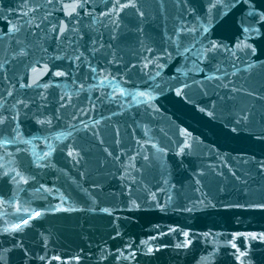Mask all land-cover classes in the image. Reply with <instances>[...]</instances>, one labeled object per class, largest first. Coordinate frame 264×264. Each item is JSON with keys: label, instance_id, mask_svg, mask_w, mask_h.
I'll use <instances>...</instances> for the list:
<instances>
[{"label": "water", "instance_id": "95a60500", "mask_svg": "<svg viewBox=\"0 0 264 264\" xmlns=\"http://www.w3.org/2000/svg\"><path fill=\"white\" fill-rule=\"evenodd\" d=\"M113 2L88 0L79 24H70L84 39L70 44L76 33L57 42L51 30L50 24L68 22L57 0L52 5L0 0V62L9 61L5 68L11 82H30V67L43 57L36 67L48 62L50 70L32 78L41 85L52 83L48 89H19L17 84L16 96L29 103L21 109L20 131L31 144L0 147V164L34 179L16 184L0 168V264H264V240L245 235L264 233V208L251 207L264 203V27L256 23L259 31H242L250 11L264 12V0H236L234 7L211 13L209 0H136L145 15L126 8L119 14V28L112 23L115 15H102ZM36 5L41 7L32 12ZM193 6L196 11L189 12ZM48 13L40 29L28 27L26 21L36 17L34 23H40ZM182 22L205 25L209 31L196 33V40L204 46L215 41L238 59L221 50L212 63H201L199 43L183 52L194 42L192 35L181 34L178 51L173 41ZM12 25H22L21 31L6 35ZM17 39L30 54L13 59ZM238 42L251 49L238 50ZM74 47L98 67L96 78L87 62L77 68L67 58L54 59ZM93 47L99 51L93 53ZM148 47L154 51L146 52ZM146 57L154 62L144 68ZM53 64L71 75L54 77ZM104 75L109 79L101 84ZM183 84L188 87L177 96L175 88ZM8 86L0 74V94ZM120 88L151 92V107L137 103L146 97L119 95ZM65 93L72 96L70 103ZM13 102L8 99L9 106ZM242 115L247 120L237 123ZM37 118H50L52 124L41 127ZM61 132L64 136L57 138ZM48 143L56 150L38 161L47 166L36 167L31 153L42 155ZM17 148L26 151L17 153ZM69 149L79 155L68 156ZM35 211L41 215L35 217ZM21 219L28 225L4 231ZM185 240L192 243L177 247ZM240 252L246 255L238 260Z\"/></svg>", "mask_w": 264, "mask_h": 264}, {"label": "snow or ice", "instance_id": "6c2138e0", "mask_svg": "<svg viewBox=\"0 0 264 264\" xmlns=\"http://www.w3.org/2000/svg\"><path fill=\"white\" fill-rule=\"evenodd\" d=\"M183 2L185 4L188 3V0H183ZM235 2L236 0H229V2H225V0H209V5H208V12L211 13L213 9H221V8H232L235 6ZM57 3L59 5V11L63 12L64 16L68 19V22H64V21H60L57 24H50L51 26V30L52 32L55 34V40L57 42H59L62 38H67V33L68 32H73L76 33V40L75 41H69V43H75L77 41H82L84 39V35L83 33L80 32V29L78 27H76V25H72L70 27L71 21L72 20H76V24H79L80 22V16H81V11L86 7V4L88 3V0H57ZM195 3V0H193V4ZM47 4L48 5H52L53 4V0H47ZM41 7V5H36L35 7L31 8L32 12L37 11V9H39ZM126 8H132L136 11V13L140 16L143 17L145 15V13L143 11L140 10L136 0H114V2L112 3L111 9L106 12V13H102V15H107L109 18H112L113 15H115L116 19L112 20V23L115 25L116 28H119V14ZM189 12L194 13L196 11L195 7H189L187 9ZM86 15H91V13H85ZM23 15H27V13H24ZM51 15V13H48L47 15H45L43 17V19L40 21V23H34V20L36 19V17H33L32 20L26 21V23L28 24V27L30 29H40V24L43 23L45 20H48V16ZM249 16L251 17L250 20H247V27H243L242 31L244 33H249V32H257L259 31V29L253 27L254 24L256 23H261V26L264 27V12H255V11H250L249 12ZM22 25H12L11 27H9L7 29L6 35L9 33L15 34V33H19L21 31ZM138 31H142V29H138ZM209 31L208 27H206L205 25H200L199 28L197 27H189L186 23L182 22L176 29H175V34L177 37L176 41H173L176 44V48L179 51V49L182 47L181 43H180V36L181 34L184 35H192L193 36V43H191L190 46L185 45L183 46V52L187 53L189 51H191V49L193 47H195L196 43H199L201 45V48L197 50V58L201 63H212L213 60H215V57L218 53L221 52V50H223L224 52H228L230 53L231 56L236 57V52L231 51L230 49H228L226 46H223L221 44H218L215 41L209 40L207 46H204L203 44V40H196L195 38V34L202 32L204 34H206ZM113 39H115L116 37L113 36ZM172 38L169 37V40H171ZM204 39H207L206 35L204 36ZM16 45H18L19 47L15 50H13L12 52V56L13 59L17 58V57H26L28 56L30 53L27 50V46L24 45V43L20 40H16L15 41ZM91 43L93 45H95L97 42L95 40H92ZM104 45L101 44L100 48H103ZM237 49L240 51H244L245 49H251V45L244 43L243 46H241V44L238 42L236 45ZM42 51L46 52L47 49L46 48H42ZM91 51L93 53L99 51V48L93 47L91 49ZM145 51L148 53H152L154 51L153 48L148 47L145 48ZM163 54L166 57H171V53L168 52L167 49H163ZM63 58H67L69 60H71L73 62V64H75V66L77 68L80 67L81 64L87 62V66L90 70V72L93 74V78H96V74L98 73V67H94L92 66L90 61H87V58L85 57V54L83 51H81L79 49V47H74L72 48V51L70 54H65L64 57L62 56H56L54 57L55 60H61ZM238 59V57H236ZM41 60H43V57H41ZM41 60H37L35 62V64H33L30 67V72L27 73L28 75V79L30 82L28 83H24L21 82L20 80H17V84L19 86V89H28V88H33V87H43L44 89H48L49 87L52 86V83H45L43 85H41L39 79H33L32 78V74L39 72H42L43 74H47L49 69V63L45 62L43 64V68L38 69L36 67V64H39L41 62ZM115 62V58L113 60L108 61L109 64ZM154 61L152 59L149 58H144V64L143 67L147 68L148 65L150 63H153ZM9 61L7 59H5L4 61L0 62V74H2V78L3 80L6 82V84H8L9 86L6 87L4 89V92L2 94H0V147H4L6 145L9 144H17V143H22V144H31V139H25L23 138V134L20 131V115H21V109H28L29 108V103L25 102V100L23 98H19L16 96V89H17V84H13L10 80V78L7 75V69L5 68V65L8 64ZM158 67L160 65H157ZM52 67L55 69L54 71H52V75L54 77H69L71 75V73L67 70H62L59 67H57L56 65H52ZM234 67V65H233ZM199 71H203V69H198ZM217 72L220 71V66L217 63L216 65V69ZM177 71H179V69H177ZM100 73L104 72V69H99ZM110 75V74H109ZM109 75H104L103 79L101 80V84H103V82L105 80L109 79ZM157 75H159V73L157 72ZM233 75H235V73H233ZM112 79L114 80L115 77H112ZM205 79L208 80H217L219 81L221 79L220 76H206ZM110 82V81H109ZM75 83V81H74ZM231 83V82H229ZM223 87H228L227 84L222 85ZM157 87H159V85H157ZM188 87L187 84H183L181 87H176L175 88V92L177 96H181L183 94V89ZM80 89L84 88V84H80L79 85ZM232 91H237V89L233 88ZM115 95V94H114ZM119 95L121 96H126V95H132L133 99H136L137 97H146V100H138L137 103H144V104H148L149 107H151V104H149L148 102L151 101L153 99L152 93L149 91H140V90H136L135 92H129L127 89L125 88H120L119 89ZM249 95H252V93H249ZM41 96L43 99H46V97H43V94L41 93ZM65 96H67V102L70 103L72 96L69 93H65ZM65 96H61L60 100L64 101L65 100ZM12 98L13 99V103L9 106L8 105V99ZM231 98V97H229ZM61 108L65 107L66 105L64 103H62ZM93 108L95 107L94 105L92 106ZM201 112H204L205 109L201 108L200 109ZM5 113H11L10 115H6ZM209 116H213L214 112L209 111L207 113ZM74 119L76 117H73ZM247 120V116L242 115L238 120L237 123H240L241 121H246ZM36 123L38 125H40L41 127L44 126H51L52 124V120L50 118H44V119H40L37 118L36 119ZM98 123V122H97ZM85 127H87V125H85ZM233 131H236L235 128H233ZM70 135V133L68 134ZM64 133L61 132L59 133V135L57 136V138L63 137ZM32 139H40V137L38 136H33ZM44 139L47 141L48 137H44ZM101 143H103V141H101ZM47 147V151H43L42 155L38 154L35 152V150L33 149L31 155L35 158L33 161H31L32 164H35L36 167H44L47 165H42L40 163H38V161H42L45 160L46 158H48L52 152H54L56 149L52 147V145L50 143H48L46 145ZM17 153H20L21 151H26L24 149H20L17 148L16 149ZM105 151H107V149H105ZM183 151V149H182ZM74 153L76 156L79 155V153L75 152V149H69L67 152V155L70 157L75 158ZM5 155H11V153H7L5 152ZM109 155H111V153H109ZM4 156H0V160H3ZM117 159H119L117 157ZM145 159H148V157L146 156ZM78 162V161H77ZM0 168H5V166L3 164H0ZM3 177H9L10 180L16 184H28L29 183V179H34V177H29L26 176L22 171H20L18 168L16 167H12V168H5V170L2 173ZM0 202L2 201V198H0ZM251 207H258V208H264V203L261 204H256V205H251ZM65 211H68L69 209H64ZM190 211V209H188ZM16 211L19 212L21 211V207L19 206V204H17L16 207ZM24 211H27V209H24ZM102 211L107 212L108 209H102ZM41 215V213L39 211H35L34 212V216L35 217H39ZM32 217L30 216L29 219H31ZM28 225V220L27 219H21L19 223H15L13 225H11V228L8 229L6 228L4 231L5 232H15V231H19L21 230L22 226H27ZM236 235H240V234H236ZM246 236L250 237L251 239H261L264 240V233H260V234H256V233H247L245 234ZM184 236L187 237L188 233L185 232ZM153 239H155L153 237ZM142 243H147V241H143ZM192 243L191 240H185L184 244L182 245H177V247H187ZM233 248H236V244H232ZM148 253L153 252V248L152 247H148L147 249ZM246 253L245 252H240L239 255L237 256V259L239 260L240 257L245 256ZM41 259H43V257H41Z\"/></svg>", "mask_w": 264, "mask_h": 264}]
</instances>
